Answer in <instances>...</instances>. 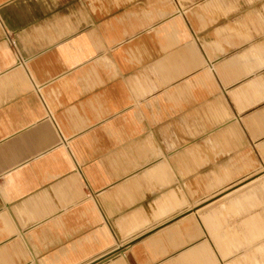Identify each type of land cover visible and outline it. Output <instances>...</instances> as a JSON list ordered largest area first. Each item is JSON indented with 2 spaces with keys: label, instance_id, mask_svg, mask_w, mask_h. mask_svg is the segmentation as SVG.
Masks as SVG:
<instances>
[{
  "label": "crops",
  "instance_id": "1",
  "mask_svg": "<svg viewBox=\"0 0 264 264\" xmlns=\"http://www.w3.org/2000/svg\"><path fill=\"white\" fill-rule=\"evenodd\" d=\"M0 264H264V0H0Z\"/></svg>",
  "mask_w": 264,
  "mask_h": 264
}]
</instances>
